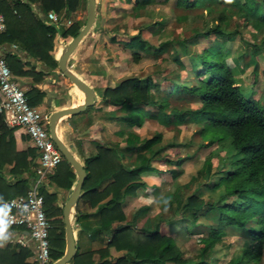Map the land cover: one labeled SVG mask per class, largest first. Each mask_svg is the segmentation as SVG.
<instances>
[{
  "label": "trees",
  "instance_id": "16d2710c",
  "mask_svg": "<svg viewBox=\"0 0 264 264\" xmlns=\"http://www.w3.org/2000/svg\"><path fill=\"white\" fill-rule=\"evenodd\" d=\"M149 2L152 0H133L136 8L145 7ZM31 3H36L43 12L54 10L58 14L67 15L78 11L84 6L85 0H0V11L6 24L5 30L0 33V45L16 44L30 59L42 63L43 67L36 70L30 64L29 69H23L27 60H22L17 52L4 51L2 56L14 75H32L34 81L38 82L49 70L57 67L56 59L50 54L55 32L59 29L60 36L73 37L82 25L72 20L70 24L56 28L36 15ZM208 3L212 7L204 9L208 14L205 25L194 28L187 37L177 41L170 38L154 45L138 29L123 42V46L131 50L134 61L139 59L140 51L150 52L162 60L161 54L166 48L173 47L169 56L181 66L174 76L162 74L159 79L146 74L143 80L137 75L126 76L102 91L103 100L116 107L111 118L124 126L137 129L149 117L164 126L170 123L178 125L193 119L201 124L198 133L205 137L201 146L226 140L232 148L226 165H221L218 173H214L204 183L210 198L204 199L194 192L184 199L178 193L168 197L173 216L178 215L182 222L193 224L201 213L211 214L212 220L205 232L187 233L199 243L201 258L183 257L173 238L160 232L157 227L134 228L126 220L120 207L121 199L142 186L144 182L139 181V174L153 169L151 161L158 155L162 138L159 131L141 138L135 131L126 130L124 146L135 153V164L129 170L122 167L109 148L100 145L95 153L83 159L86 176L80 196L87 198L92 206H97L95 229L108 240L105 246L97 249L82 252L76 250L71 258L72 264H214L213 260L217 259L210 256L211 259L206 260L205 255L211 254L215 244L224 238L235 241V237L227 233V228L239 231L238 237L243 243L224 264H244L259 259L264 244V106L260 96L255 93L256 79L247 83L250 86L248 94L240 82L242 79L239 72L246 65L240 66L239 55H230L229 43L242 37L239 28L229 26V15L235 13L241 19L240 26L249 27L250 32L264 30V0H174L176 7L186 10L205 8ZM218 4L216 9L214 5ZM158 22L152 24L157 25ZM200 39H207L209 43L189 53V67H185L173 42H180L185 51L188 44H197ZM247 44L252 47L254 58L256 54L264 58V39ZM253 64V70H256L255 59ZM262 72L264 74V62ZM181 92L197 97L198 105L190 107L171 104L170 96ZM24 94L27 102L33 106L41 101L44 92L32 86L24 90ZM151 107L154 110L151 111ZM14 130L15 127L6 125L0 113V203L6 198L26 192L29 176L24 177L22 174L31 170L33 158L38 154L33 146L15 150ZM182 159L168 160L179 164ZM160 160L167 161L165 158ZM5 162L12 163L9 168L15 176L12 181H8L1 173ZM211 165L210 156H207L200 172H204L206 177L211 175ZM169 171L175 173L177 169L169 168ZM107 177H111V180L101 189H96ZM74 178L72 167L62 157L48 175L47 185L53 184L58 189L69 188ZM40 191L50 223L49 251L54 260L64 251L62 206L56 203V190L49 191L44 186ZM82 217L77 211L75 222L80 224ZM5 228L15 231L19 227H5L0 222V235L4 234ZM109 247L124 250V253L112 257ZM30 253L28 247L7 241L0 246V264H37L35 261H25Z\"/></svg>",
  "mask_w": 264,
  "mask_h": 264
},
{
  "label": "rangeland",
  "instance_id": "374dc122",
  "mask_svg": "<svg viewBox=\"0 0 264 264\" xmlns=\"http://www.w3.org/2000/svg\"><path fill=\"white\" fill-rule=\"evenodd\" d=\"M96 3V16L98 20L95 29H93L94 31L101 32V34H105V41H102L103 35H100L96 41V44H98L99 48L106 49V51H109L110 53L117 52V54H115L114 56L115 61L117 62L115 65L116 74L114 78L137 75L142 80L146 74H150L159 79L162 74L174 76V73L179 71L181 66L177 65V63L171 59V56H169V53L173 50V47L171 46L166 48V50L161 54L162 60H159V57L152 55L150 52L143 51L140 53V59L137 62H133L129 57V50L123 46L125 38L130 34L135 33L136 30L144 27L145 25H151V22L153 20L159 19V21L163 22V28H154L155 30H144L142 36L154 45L158 44L160 41L170 38L177 41L182 37L189 36L193 32L194 28H202L205 25V18L208 17V14H206L207 12L204 9H206L207 7H212V4L208 3L205 8L202 7L198 9L193 8L186 10L182 8H176L174 6L173 0H168L166 2H160V0H156L155 3L147 6V9H149V14L141 10V13L138 17L132 16L131 18V8L129 3L120 2L121 8L119 6H114L113 9L116 10L114 12V14L116 13L114 16H108V6L106 4V0H96ZM219 5L220 4H218L217 6L214 5V7H217L216 9H218ZM81 9L82 13H78L76 11L77 13H69L67 14V16H70L74 20L82 22L86 19V0L84 6H82L80 10ZM34 12L36 15L39 14L40 16H38L42 17V19L44 20L45 12L41 11L39 8L34 9ZM59 15L62 16L61 24L59 25L60 27L61 25H63V21L64 19H66V16L63 14ZM229 16V26L232 28H239L240 35L242 37V39H240V37H237L232 43H229V45H231L230 55H239L240 66L242 67L243 65H246L243 66V70L239 72L242 79V81L240 80V82L243 84L244 90L246 91L245 93L248 94L250 86L247 83L250 84L251 81H254L256 79L255 93L260 96L261 102L264 106V74L262 72V62H264V58L261 54H256L254 58L251 54L252 47L247 44L248 42L252 41L260 42L262 39H264V30H251L250 32L249 27H244L242 25L240 26L241 19L238 18L235 13ZM252 33L254 36L252 35ZM112 36L113 39H110V37ZM61 37L62 36H60L58 29L55 32L53 38L52 50L54 45L57 44L56 46H58L59 44H61V42L66 43L67 39H62ZM66 37L69 38L68 36ZM173 43L174 49L178 52V55L183 61L184 66L189 67L188 54L195 50L198 51L201 46H203L204 44H208L209 41L207 39H200L197 44H188L185 51L181 47L180 42L178 44L177 42L176 44L175 42ZM56 46L54 51L52 52L53 54L55 51H57ZM0 55L2 56L1 53ZM254 59L257 62L256 70H253ZM71 60V58L67 59L68 65L70 64ZM56 68L58 69V66ZM58 75L59 76H52L54 85H61L64 87L67 86L66 81L69 82V80L60 73ZM61 86L58 87L61 88ZM96 88L98 89V87ZM53 95L54 100H52ZM57 97L63 98V101L71 99V97H69L63 91H60L58 93H54L52 91L50 92L49 98L46 99L45 105L41 104V107H44V109L49 112L56 109V103L58 101L55 103V99ZM196 100L197 97L187 92H181L175 96H170L169 98L171 104L191 107H195L196 105H198V102H196ZM93 109L94 107L90 105L84 112L89 111L90 113H92L91 111ZM84 112L81 111L79 113L71 114L69 121L72 127L80 125L82 128V125L87 124L86 120L80 118V114ZM91 119H93V116L91 117ZM65 124V119H61L58 122L57 131L59 133V136L65 143L73 142V145L75 147V150L73 152L77 153V150L80 147V141H78L77 139L75 140L77 133L71 132L70 129L67 130V128H65ZM200 125V123H197L193 119H188L178 125H173L170 123V125L167 126H160V124L155 122L152 118L149 119L148 123L144 124L139 130L141 136L152 135L154 129L155 131H160L162 133L161 143L165 146H163V148L159 150L158 155L156 156L158 159L165 158L167 159V161L168 159L175 161V159L183 157L181 163L178 165L174 164V166L169 164L164 165V161L166 160L159 162L154 161L156 165L160 164V167L162 168L174 167L175 169H179L178 176H176L175 178L171 179L168 174L165 177H159L158 174H146L144 176L146 177L148 184H151L153 186L149 192V195L152 196V198L148 202V205H150L148 211L149 215H153L155 211H158L159 209L162 211L164 216H167L169 213H171L170 207L166 206V204H163L161 200L172 191L178 192V195L181 196V199H184L188 194L192 192L196 193L198 196L204 199L210 198V194L208 193L209 191L207 190L204 183L206 181H209L214 176V173H218L217 171L220 167H222L224 164L226 165V160L228 158L227 156L232 153V148L229 147L228 143H226V140L218 143L216 142L210 146H201V144L205 141V137L198 133ZM207 133L210 134L209 132ZM172 142L174 144H171ZM207 156H210L212 165L210 171L211 175L206 177L204 172H200V169L203 165L204 159ZM183 183L185 184L183 185ZM56 189V191H60L58 188ZM58 193L60 194L61 192H57V194ZM143 193H145V191L143 192V190L138 192V194H140V198H138L139 200L137 201V203H144L145 200L142 199ZM65 197L66 196L60 195L56 201L57 205L62 206ZM159 197L160 199H158ZM75 207L71 209L70 216L72 231L75 238V246L78 249H81L82 247L87 248L91 245V239L89 238L90 236L87 235V231H83L84 229L78 230L79 226L74 221V212L76 210ZM129 216L130 214H128V217ZM173 219L174 222L172 223L166 222L164 220L159 222V228H161V231L174 238V242L178 246L182 256L200 259L201 254L199 250V243H197L193 237L187 234L186 225H182V222L179 221L178 215H174ZM198 219L199 220L196 223L197 226H191L190 231L194 233L205 232L208 222L212 220L211 214L201 213ZM226 230L229 235L235 237V241L231 242L230 238H224L222 241L215 244L211 254L205 255L207 256L206 260L214 257V259H217L214 261V264H224L234 251H237L241 248L243 241L238 237L240 232L233 228H227ZM95 231L99 233L97 230ZM92 235H98V238H96L99 242L98 248L105 246L108 240L104 238L105 235H102L100 233ZM12 237L13 239H15L17 236L12 235ZM101 237L103 238L102 240ZM110 248L112 247H109V249ZM244 264H264V244L259 259L257 261L250 260L248 262H245Z\"/></svg>",
  "mask_w": 264,
  "mask_h": 264
},
{
  "label": "crops",
  "instance_id": "0c3cea01",
  "mask_svg": "<svg viewBox=\"0 0 264 264\" xmlns=\"http://www.w3.org/2000/svg\"><path fill=\"white\" fill-rule=\"evenodd\" d=\"M168 0H160V2H166ZM120 2H124V3H129L130 4V17H138L141 13V10H143L144 12L148 13L147 6L151 5L152 3H155L156 0H152V2H149L148 4L145 5V7H140V8H136L134 7V3L133 0H106V4L108 6V16H114V12L116 11L115 9H113L114 6H119L121 8ZM174 3V0H173ZM118 4V5H117ZM37 4L36 3H31V7L34 9L38 8L36 7ZM175 6V4H174ZM96 7H97V3L95 0V18H94V22L91 26V28L89 29V31L86 33V35L83 36V38L79 41L78 45L75 47V49L71 52V54L69 55V59L71 58V62L68 65L69 68L76 73V75L78 77H80L83 81H85L88 85H90L95 94V101L92 104V106L94 107V109L91 111L92 113H90L89 111L84 112L85 110H87L88 107H86L84 110H82L84 113L80 114V118L83 120L87 121L86 125H82V128L80 125H76L74 127L71 126L70 124V117L71 115H66L61 119H65V128L70 129L71 132H76L77 136L75 138V140L77 139L78 141H80L79 145V149L76 152H73L74 156L82 163L83 165V159L88 156L91 155L93 153L96 152L97 150V146H104L107 147L111 150V152L114 154L115 158L120 162V164L122 165V167L125 170H129V168H131L134 164H135V153L133 152V150H129L126 149L124 146V137H125V133L126 130H133L135 131L137 134H139V137H149V136H141L140 135V129L142 128V126L146 123H148L149 119L152 118H147L143 121V123L141 124V126L137 129L128 127V126H124L122 125L118 120L112 119V115H114L113 110H115V106L111 105L108 102H105L102 98V91L106 86H113L115 85L121 78H114L116 72H115V65H116V61H115V54H117V52L114 53H110L109 51H106V49H102L99 48L98 44H96L97 39L99 38V36L103 35L102 41H105V34H101V32H97L94 31L96 24H97V16H96ZM176 7V6H175ZM178 8V7H176ZM78 13H82V9L77 11ZM75 12V13H77ZM0 13H2L0 11ZM39 13V12H38ZM106 13V14H107ZM149 14V13H148ZM39 15V14H38ZM40 16V15H39ZM66 19L69 18L72 20H74L73 18H71L70 16L68 17L67 15ZM119 16V15H116ZM166 17V15H165ZM130 18V19H131ZM161 20V19H160ZM176 20V17H175ZM79 24H81L83 26L85 20H83L82 22H79L78 20H76ZM154 21H159V19H155ZM151 22V25H145L144 27L140 28L141 29V34L143 33L144 30H155L156 29H162L163 28V22H158L157 25H153ZM81 26V27H82ZM94 28V29H93ZM137 31V30H136ZM133 34V33H132ZM111 35V33H110ZM131 35V34H130ZM69 37V36H68ZM128 37V36H127ZM127 37L125 39H127ZM62 39H67L66 43L72 38V37H61ZM145 38V37H144ZM110 39H113V36L110 37ZM65 42H61V44H59L58 46L54 45L53 46V50H50V54L56 59H58L59 53L62 49V47L66 44ZM14 43H7L5 45H0V53L3 54L4 51H11V52H17V54H19V57L22 60H27V64H25L23 66V69H29L30 68V64H32L34 66V68L37 69H41L43 67V64L40 63L37 60H33L30 59L29 55L25 53V51L21 50L16 44V47H12ZM96 45V46H94ZM55 46L57 47V51L54 52V54L52 53L55 49ZM126 48V47H125ZM128 49V48H127ZM129 50V57L133 62H137L134 61L131 57V50ZM142 51L139 52V55ZM128 57V58H129ZM127 58V57H126ZM29 62V63H28ZM12 72V71H11ZM62 74L59 69L57 68H53L51 70H49L44 76L43 79H41L40 81L36 82L34 81L32 75H14L13 76L15 78V80L17 81V83L24 89L27 90L29 88H31L32 86L37 87V89L39 91H43L44 95L41 98V101L36 104L33 105L34 107H36L37 109L41 110L43 113H46L47 115H49V111H46L44 109V107H41L42 105H45V101L46 99L49 98L50 92H54V93H58L60 91H63L64 93H66L69 97H71V99H67L65 101H63L64 99L61 97H57L55 99V103L57 108H61V107H66V106H70L73 104H77L80 103L81 101H83L84 99V94L83 91L78 88L77 86H75L67 77H65L63 74V76L65 78H67L69 80L66 81L67 82V86H61V85H54L53 82V78L52 76H59L58 74ZM124 76V75H122ZM121 76V77H122ZM123 78V77H122ZM65 79V80H67ZM66 84V83H65ZM58 86H61V88H59ZM98 87V89L96 88ZM74 99V100H73ZM52 100H54V95L52 96ZM191 107V106H190ZM56 108V109H57ZM150 110H154L152 107L150 108ZM118 110H116L117 112ZM81 112V111H79ZM78 112V113H79ZM115 112V113H116ZM93 116V119H91V117ZM154 119V118H153ZM155 122H157L154 119ZM6 123V122H5ZM158 123V122H157ZM159 124V123H158ZM7 126L9 127H15V126H10L6 123ZM174 125V124H173ZM161 126V124H160ZM164 126V125H162ZM155 132V129H154ZM153 132V133H154ZM160 132V131H159ZM162 134V133H161ZM13 138H14V149L15 150H20V149H25L27 146H32L30 143V140L28 139V136L26 135V133H24V131L22 130V128L20 127H15V130L13 131ZM63 140V139H62ZM162 140V138H161ZM162 142V141H161ZM159 143V147L163 148L162 143ZM72 143L73 142H69ZM171 144H174L173 142ZM160 148V149H161ZM75 150V149H74ZM64 158V157H63ZM156 161H163L158 159L157 157H155L152 161H151V165L153 166V169H149V170H145L143 172H141L139 174V181H143L144 183L142 184V186L136 188V190L134 191V193L132 194H128V195H124L123 198L121 199L120 202V207L122 209V211L125 214V218L126 220L132 225V227L134 228H147V229H152L154 227H158L157 229L164 233L163 231H161V228H159V222L161 221H166L169 223L174 222L173 219V214H172V209L171 206L168 203V197L173 194V193H178V192H170L165 198H163L161 200V202L163 204H166V206L170 207V211L171 213H169L167 216H164L162 211L159 209L158 211L156 210L155 213L153 215H149L148 211H149V206L148 202L149 200L152 198L151 195H149L150 189L153 187L151 184H148L146 177H144L146 174H158L159 177H165L167 174L169 175V177L175 178L176 176H178L179 173V169H177V172L175 171V173H172L169 171V168L174 169V167H165L162 168L160 167V164L157 166L155 164ZM172 161V160H170ZM168 161H164V165L165 164H169V165H173L177 163L174 162H170ZM181 163V162H180ZM179 163V164H180ZM12 163L9 162H5V164L3 165V167L1 168V173L2 175L8 180V181H12L13 178H15V176L13 174L10 173L9 168L11 166ZM38 164V155L36 157L33 158V163L31 166V170L30 171H26L22 174V176L24 177H28L29 176V183H30V179L33 176V172L35 167ZM155 168V169H154ZM73 170V168H72ZM74 171V170H73ZM53 172V171H52ZM51 172V173H52ZM75 174V172H74ZM111 180V177H107L104 180L101 181V183L96 187V189H101L108 181ZM76 181V174H75V178L72 182V185L69 188H65V189H59L60 191L57 192H61L60 194L58 193V198L60 195L66 196L65 199L67 198V196L69 195L74 183ZM154 184V183H152ZM185 184V183H183ZM47 189L49 191L53 190H57L56 187L53 184H48L46 185ZM178 188V187H177ZM62 190V191H61ZM82 190V189H81ZM81 190L79 192V195L76 199L75 204L73 205V207H75V212H74V216L76 214V212L78 211L80 214H82V220L81 222H79L80 224H78L79 229L78 230H82L83 231H87V235H89L90 237V246L89 247H82L81 249H78L76 246V250H78V252H82V251H86V250H93L95 248H98L99 246V242L96 238H98L97 236H94L92 234H99L97 233L95 230V220H97L98 215L96 214V209L97 206H92L89 203V200L83 196H80ZM143 190V192L145 191V193H143L142 195V199L145 200L144 203H137V201L139 200L138 198H140V194H138L139 191ZM148 191V192H147ZM160 199V197L158 198ZM80 200V201H79ZM104 201V200H103ZM64 202V201H63ZM72 207V208H73ZM128 214H130V216L128 217ZM166 217V218H165ZM199 219L196 220L195 223L193 224H189L186 222H182L181 220H179L180 222H182V225H186V230L187 233L188 232H192L190 231L191 226H197V222ZM75 221V220H74ZM133 222V223H132ZM209 224V222H208ZM207 224V226H208ZM4 234L0 235V246H3L7 241H10L11 243H15L16 242V238L13 239L12 235H16L15 231H9L5 228L4 230ZM22 231L25 233V229H22ZM98 231V230H97ZM194 233V232H192ZM101 234V233H100ZM166 234V233H164ZM17 236V235H16ZM92 236V237H91ZM172 237V236H171ZM105 239H107V237H104ZM173 238V237H172ZM194 238V237H193ZM103 238L101 237V240ZM174 240V238H173ZM75 241V238H74ZM65 242V240H64ZM17 243V242H16ZM19 244V243H18ZM21 245V244H20ZM24 246V245H22ZM25 247H28L31 251V253L29 255H27L25 257V261L27 262H33L35 261L37 263V261L34 258V253L32 250V246L31 245H26ZM64 249H65V243H64ZM110 250V255L112 257H114L115 255H119L121 253H124V250H115L113 247L109 249ZM64 252V251H63ZM184 257V256H183ZM210 260V259H209ZM215 261V260H213ZM38 264V263H37ZM65 264H72L71 263V259L65 263Z\"/></svg>",
  "mask_w": 264,
  "mask_h": 264
},
{
  "label": "built area",
  "instance_id": "2783aa9c",
  "mask_svg": "<svg viewBox=\"0 0 264 264\" xmlns=\"http://www.w3.org/2000/svg\"><path fill=\"white\" fill-rule=\"evenodd\" d=\"M61 20L62 16L54 10H47L44 13V21L56 28H59ZM70 23L69 18L63 21V25ZM5 27L4 15L0 13V33ZM12 47L16 45L13 44ZM0 113L8 125L22 128L38 153V164L26 192L1 201L0 222L5 227H19L15 230L16 242L24 246L31 245L38 264H50L53 261L48 240L50 223L44 211L40 189L46 187L48 175L61 161L63 155L49 135L48 115L27 102L24 89L17 83L1 55ZM22 229L27 232L24 233Z\"/></svg>",
  "mask_w": 264,
  "mask_h": 264
},
{
  "label": "water",
  "instance_id": "95a60500",
  "mask_svg": "<svg viewBox=\"0 0 264 264\" xmlns=\"http://www.w3.org/2000/svg\"><path fill=\"white\" fill-rule=\"evenodd\" d=\"M95 18V0H86V19L83 26L78 32L62 47L58 59L57 66L59 71L67 77L75 86L83 91L84 99L80 103L52 110L48 115L49 135L54 141L57 148L62 153L64 159L70 164L76 174V181L62 205V221L64 224V240L65 249L60 257L54 259L50 264H65L76 252L74 235L71 223V209L76 202L79 192L82 188L86 171L82 163L74 156L75 149L72 143H65L59 136L57 124L66 115H71L84 110L92 105L95 101L96 94L93 88L76 75L68 66L67 59L71 52L78 45L79 41L91 28ZM27 231H25L26 233Z\"/></svg>",
  "mask_w": 264,
  "mask_h": 264
}]
</instances>
